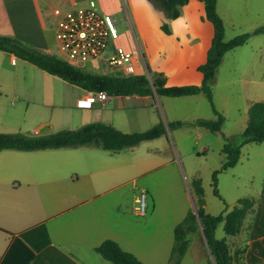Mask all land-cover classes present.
Instances as JSON below:
<instances>
[{"label":"crops","instance_id":"0c3cea01","mask_svg":"<svg viewBox=\"0 0 264 264\" xmlns=\"http://www.w3.org/2000/svg\"><path fill=\"white\" fill-rule=\"evenodd\" d=\"M88 1L0 0V36L14 38L40 52L49 53L46 38L50 23L54 30L53 10H73L87 6ZM192 1L188 0L179 8L176 19L167 18L168 33L164 36L174 38L172 42L168 41L167 47L163 48L148 33L140 31L139 47L142 60L147 63L146 69L152 75L162 74L166 86L199 85L202 80L198 67L206 60L213 28L204 18L203 3ZM96 8L100 13L114 17L121 11V1L97 0ZM216 12L224 23V30L229 24H248L254 31L264 23V0H216ZM257 37H264V34L253 35L244 45L227 52L211 81L214 106L224 118L221 128H224L230 112L240 113L236 100L243 105V130L248 122L245 114L249 106L264 102V68L256 76L254 63L244 58L250 40ZM159 38L163 37L159 35ZM116 42L109 43L102 58L88 62L85 69L89 65L94 70L88 71L111 75L104 61L113 52ZM259 51L252 50L260 58L262 48ZM156 56H160L164 64L158 63ZM228 56H231V62L226 64L230 61H225ZM136 67L138 73L139 65ZM26 76L32 80L31 89L26 88ZM68 92L72 96L70 100L66 97ZM88 92L13 53L0 51V133L4 134L39 136L69 130L55 128L64 119L52 124L41 112V108L63 103L74 110L99 109L102 114L108 105L113 104L123 115L115 118L116 122L104 123L123 133L142 132L162 123L157 107L166 121H180L183 123L180 128H183L190 119V110H184V104L190 107L198 103L199 106L201 98H206L202 93L177 98L152 93L110 98L108 102L95 103L91 109L77 108L76 101ZM215 94L221 106L215 104ZM12 99L17 101L13 105ZM8 100L11 101L10 107ZM26 103L34 106L27 114V124L26 106L31 105ZM197 113H193V122L216 118L212 111L202 115ZM95 117L102 119L100 115ZM89 121L81 120V123L85 125ZM197 135L201 137L203 133L198 131ZM236 135L231 133L226 138ZM168 137L170 132L166 128L159 139L144 142L150 144L146 147L147 153L138 157L132 150L139 145L118 152L93 148L80 151H73L77 148L0 151V264H111L94 251L107 239L136 257L135 236L142 234V223L135 219V197L146 190L139 188L135 194V184L157 169L173 164V158L157 157L158 147H165ZM182 140L183 134L174 131L173 142L178 152ZM129 185H132L130 189ZM252 199L255 200L254 211L243 220L237 234H244L245 238L241 264H264V187Z\"/></svg>","mask_w":264,"mask_h":264},{"label":"rangeland","instance_id":"374dc122","mask_svg":"<svg viewBox=\"0 0 264 264\" xmlns=\"http://www.w3.org/2000/svg\"><path fill=\"white\" fill-rule=\"evenodd\" d=\"M120 1L121 11L114 15V17L112 16L115 20V28L119 34L115 47H122L125 51H131L130 53L139 65L140 70L138 73L145 75L151 85L153 75L148 73L145 65L147 63L142 60V55L139 51V43L141 44L140 31L143 30L145 33H148L149 37L154 39L156 43H161V46L165 48L169 45L168 41L170 43L174 40L173 37L167 38V36H164L165 32L162 28L168 26L167 18L161 10V7H157L152 1ZM192 2L194 3V1ZM252 29L253 27L248 24L241 26L229 24L224 33V40L228 41L237 35L251 33L253 31ZM159 35L163 38H159ZM254 39L250 40V46H247L248 50L244 58L246 61L254 63L253 73L259 76V71L264 68V37ZM46 44L50 54L60 59L63 58L54 39L51 23L48 25ZM128 47L132 48L133 51ZM261 48L263 52H261L260 58L263 61L252 52V50L260 52L259 50ZM156 57L158 63L164 64L160 56ZM229 57L231 56L226 57V62L228 59L230 60ZM230 62L231 60L226 64ZM85 70L94 69H90L88 65ZM29 83L31 84L29 85ZM31 87H33L32 80L26 76V88L31 89ZM66 97L70 100L72 97L71 93L68 92ZM214 98L215 104L221 106L216 94ZM201 99H203L202 104L199 106L198 103L197 105L191 104L190 107L184 104V110L187 109V112L190 110V119H188L183 128H168L170 132L168 143H166L165 147H158L160 152L157 153V157L159 159L173 158V164L157 169L156 172L142 177L135 184L137 188L135 194L138 193L139 188L146 190V214L145 216L136 215L135 217L137 222L142 223V234L135 236V252L142 264H171L169 263V254L173 246L174 226L182 221L188 209L196 210L195 200L191 192V181L193 179H200L204 191L203 199L205 202V210L211 215L221 214L225 209L230 210L241 198H255L259 190L264 187V143L244 145L241 148L240 158L236 166L220 171L225 161L224 154L221 152L224 137L231 133L239 135L243 131L242 126L245 122V117L242 113L243 105L241 101L236 100L235 102L237 107L241 109L240 113L234 110L230 112L224 128H221L219 133H213L204 128H196V125L192 121V116H194L193 113L195 111H198L197 114L200 115L207 114L208 112L211 113L206 98ZM10 100H8L9 107L11 106ZM12 102L13 105L17 101L12 99ZM31 104L29 103L28 105ZM63 104L54 105V107L51 106L45 109L41 108V112L43 111L45 114V119L52 124L57 120L64 119V122L62 121L58 127H55L57 130L58 128L75 130L84 125L81 123V120L87 119L90 120L88 123H92L93 121L102 123L106 121L116 122L115 118L123 115L122 112H119L121 111L120 108L116 109L113 104L108 105L103 114L102 110L99 109H94L93 111L74 110L69 108L67 103ZM33 108L34 106L32 105L29 107L26 106V124L28 123L27 114ZM157 110L162 123H170L164 119L158 107ZM99 115L102 119H96L95 116ZM245 115L248 117L247 114ZM174 131L183 134L179 152L173 142ZM198 131L203 133L201 137H198ZM28 134L30 133L26 135ZM147 145L150 144L143 143L139 145L132 150L133 154L137 157L146 155ZM83 149L90 150L88 147H82L73 149V151ZM214 171H220L216 178L217 191L220 198L216 197L213 193L212 174ZM131 186L129 185L128 189ZM222 227L223 223L216 227L215 237L217 239H227L230 254L234 259L232 264H241L245 239L244 234L235 237L226 236ZM189 240L190 243L187 252L182 257L180 264H206L208 259L213 264V259L209 254L200 227L196 232L189 235Z\"/></svg>","mask_w":264,"mask_h":264},{"label":"trees","instance_id":"16d2710c","mask_svg":"<svg viewBox=\"0 0 264 264\" xmlns=\"http://www.w3.org/2000/svg\"><path fill=\"white\" fill-rule=\"evenodd\" d=\"M154 2L168 19H176L179 16V8L185 5L188 0H149ZM204 6V18L213 28V36L210 47L207 51L204 64L198 67L202 75L199 85L166 86L165 78L162 74L152 77V87L145 75L139 73L129 76H116L98 74L85 70V68H75L65 61L49 53L40 52L20 41L6 36H0V51L13 53L16 57L27 61L44 72L56 76L63 81L78 86L86 91H103L110 98L127 96H145L155 93L158 96L171 98L194 96L205 94L211 111L215 115V120L209 121L198 119L194 124L203 127L210 132L219 133L224 122V118L216 110L213 98L211 81L215 76L216 69L222 61V57L234 48L244 45L253 35L264 34V23L251 33L237 35L232 39L224 40V24L216 12V0H198ZM168 33L167 28H162ZM248 122L239 135L231 138L224 137L221 152L225 161L220 171L236 166L240 158L241 148L250 143H264V102H254L248 108ZM183 125L180 121H174L164 126L158 123L151 128L135 133H123L113 126L92 122L85 124L75 130H60L49 135H23L21 133L4 134L0 133V151L17 150L24 152L60 149V148H80L88 147L105 151L118 152L132 149L144 142L159 139L166 132V128L176 129ZM212 174V185L214 195L220 198L217 191V174ZM191 192L196 205V214L188 209L180 223L174 226L173 246L169 254L171 264H180L185 255L188 245V236L201 228L202 235L206 242L209 254L213 259V264H232L234 259L229 251L226 238L217 239L215 237L216 227L223 223V231L226 236H236L241 229L243 220L252 215L255 200L252 198H241L230 210H224L221 214L211 215L205 210L204 191L200 179L191 181ZM104 260L111 264H142V262L129 252L120 248L113 240H104L94 248ZM206 264H212L208 259Z\"/></svg>","mask_w":264,"mask_h":264},{"label":"built area","instance_id":"2783aa9c","mask_svg":"<svg viewBox=\"0 0 264 264\" xmlns=\"http://www.w3.org/2000/svg\"><path fill=\"white\" fill-rule=\"evenodd\" d=\"M97 0H89L87 6L73 10H53L55 24L53 35L65 61L72 67L85 68L88 62L102 58L109 43L116 41L119 34L111 15L102 14L96 8ZM141 52V49H139ZM142 55V52H141ZM105 66L111 75L129 77L137 74L136 61L132 54L122 47H115L105 59ZM110 97L103 91H91L77 100L75 106L91 109L95 103L108 102ZM146 192L140 191L136 198V214H146Z\"/></svg>","mask_w":264,"mask_h":264},{"label":"water","instance_id":"95a60500","mask_svg":"<svg viewBox=\"0 0 264 264\" xmlns=\"http://www.w3.org/2000/svg\"><path fill=\"white\" fill-rule=\"evenodd\" d=\"M194 213L196 214V210L194 211Z\"/></svg>","mask_w":264,"mask_h":264}]
</instances>
